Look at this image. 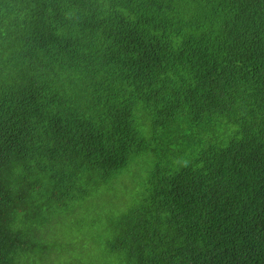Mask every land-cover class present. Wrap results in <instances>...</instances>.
<instances>
[{
    "label": "trees",
    "instance_id": "trees-1",
    "mask_svg": "<svg viewBox=\"0 0 264 264\" xmlns=\"http://www.w3.org/2000/svg\"><path fill=\"white\" fill-rule=\"evenodd\" d=\"M264 264V0H0V264Z\"/></svg>",
    "mask_w": 264,
    "mask_h": 264
},
{
    "label": "rangeland",
    "instance_id": "rangeland-1",
    "mask_svg": "<svg viewBox=\"0 0 264 264\" xmlns=\"http://www.w3.org/2000/svg\"><path fill=\"white\" fill-rule=\"evenodd\" d=\"M84 264H87V260H85V263Z\"/></svg>",
    "mask_w": 264,
    "mask_h": 264
}]
</instances>
